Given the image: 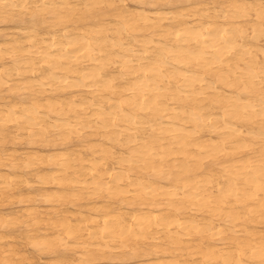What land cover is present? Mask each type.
<instances>
[{
  "label": "bare ground",
  "instance_id": "6f19581e",
  "mask_svg": "<svg viewBox=\"0 0 264 264\" xmlns=\"http://www.w3.org/2000/svg\"><path fill=\"white\" fill-rule=\"evenodd\" d=\"M43 256L264 264V0H0V264Z\"/></svg>",
  "mask_w": 264,
  "mask_h": 264
},
{
  "label": "rangeland",
  "instance_id": "374dc122",
  "mask_svg": "<svg viewBox=\"0 0 264 264\" xmlns=\"http://www.w3.org/2000/svg\"><path fill=\"white\" fill-rule=\"evenodd\" d=\"M4 211L6 212L7 210H4ZM28 251H29V250H28ZM29 253H30V254L33 253L32 250H30ZM31 255H34V253L31 254ZM35 257H36V255H35ZM50 259H51V257H49V256H47V257L43 256L40 262H41L42 264H45V263L49 262ZM43 260H45V261H43Z\"/></svg>",
  "mask_w": 264,
  "mask_h": 264
}]
</instances>
